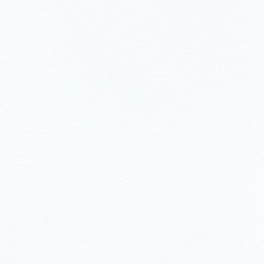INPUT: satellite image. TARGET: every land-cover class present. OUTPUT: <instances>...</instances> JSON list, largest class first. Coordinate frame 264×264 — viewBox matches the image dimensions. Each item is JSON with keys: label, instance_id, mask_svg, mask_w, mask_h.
<instances>
[{"label": "snow or ice", "instance_id": "snow-or-ice-1", "mask_svg": "<svg viewBox=\"0 0 264 264\" xmlns=\"http://www.w3.org/2000/svg\"><path fill=\"white\" fill-rule=\"evenodd\" d=\"M0 264H264V0H0Z\"/></svg>", "mask_w": 264, "mask_h": 264}]
</instances>
